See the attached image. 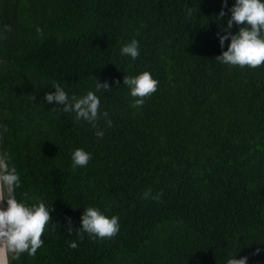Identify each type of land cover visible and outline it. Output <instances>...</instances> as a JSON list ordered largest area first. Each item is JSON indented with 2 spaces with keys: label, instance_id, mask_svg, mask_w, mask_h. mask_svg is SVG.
I'll use <instances>...</instances> for the list:
<instances>
[{
  "label": "trees",
  "instance_id": "trees-1",
  "mask_svg": "<svg viewBox=\"0 0 264 264\" xmlns=\"http://www.w3.org/2000/svg\"><path fill=\"white\" fill-rule=\"evenodd\" d=\"M222 6L0 0V153L21 174L17 198L54 209L36 255L14 264H264V64L215 59L230 43L217 38ZM132 39L135 60L120 52ZM143 71L159 84L134 107L123 80ZM98 80L112 89L97 93L108 115L95 125L46 101L55 82L79 96ZM77 148L92 156L73 168ZM89 206L120 231L81 239Z\"/></svg>",
  "mask_w": 264,
  "mask_h": 264
},
{
  "label": "clouds",
  "instance_id": "clouds-1",
  "mask_svg": "<svg viewBox=\"0 0 264 264\" xmlns=\"http://www.w3.org/2000/svg\"><path fill=\"white\" fill-rule=\"evenodd\" d=\"M227 9V11H225ZM230 13V15H229ZM227 17L223 34L217 32V38L222 54L215 59L231 66L257 67L264 64V0H233L229 7V0H223L222 9L217 16ZM240 26L233 32V27ZM122 56H130L133 60L140 55V44L137 39H132L120 49ZM159 81L151 72L143 71L135 76H125L123 85H126L134 99L133 106L144 104V98L157 90ZM54 91L45 93L48 104H54L53 111L75 113L77 121L84 120L93 125L101 116L107 117V112L101 111V98L98 92L112 89L109 82L95 85V91L89 90L82 95H69L58 82L53 83ZM35 99V97H33ZM111 125V120L107 121ZM96 135L103 137L104 132L97 130ZM92 154L84 148H77L72 153V166H86ZM21 186V174L13 162V158L7 152L0 153V264H14L21 260L26 253L35 256L37 250L44 244V235L51 213L54 211L43 200L29 204L25 200L17 198V189ZM149 193H145L148 196ZM162 193L153 196L159 200ZM67 223L72 224L71 217H66ZM81 227L75 229L83 239L84 233L93 238L112 237L120 231V217L108 216L98 207L89 206L84 209L80 218ZM54 227V224H53ZM71 232L73 229L68 228ZM77 242H70V247L76 248ZM261 249H257L259 254ZM238 254H231L226 264H249V257L237 258Z\"/></svg>",
  "mask_w": 264,
  "mask_h": 264
}]
</instances>
